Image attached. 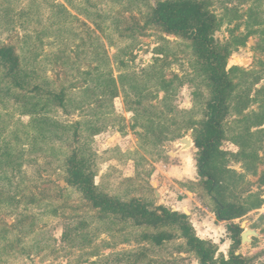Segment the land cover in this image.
I'll list each match as a JSON object with an SVG mask.
<instances>
[{"label":"rangeland","instance_id":"rangeland-1","mask_svg":"<svg viewBox=\"0 0 264 264\" xmlns=\"http://www.w3.org/2000/svg\"><path fill=\"white\" fill-rule=\"evenodd\" d=\"M156 1L0 0V46L14 48L31 76L30 85L53 94L63 91L64 106H51L49 114L62 124L81 123L79 141L88 142L94 153L99 190L173 211L176 200L194 193L200 206L179 204L177 211L188 216L196 235L226 255L232 247L228 223L242 232L256 230L259 236L233 250L247 264H264V123L251 125L248 156L238 155L241 147L234 142L244 134V115L264 111V0H193L204 3L217 19L214 37L230 51L226 69L234 71V93L249 89L251 96L243 114L225 117L221 150L229 153L228 167L238 173L232 195L247 204L262 201L231 222L215 218L197 174V149L176 144L183 137L193 143L189 123L202 117L209 90L190 42L150 19L149 7ZM121 59L126 66L119 64ZM148 69L172 81L173 90L167 96L148 85L141 106L154 108L144 115L129 84L124 85L125 98L118 80L127 73L138 77L139 84L146 81L144 73L152 74ZM107 75L116 80L115 98L95 86L97 76ZM9 78L0 66V149L10 154L0 166V264H197L182 238L155 247L140 239L151 228L92 208L67 182L64 161L75 143L66 134L55 140L38 136L17 101L30 93L12 86ZM93 120L98 132L84 131ZM182 164L187 169L183 176L167 174Z\"/></svg>","mask_w":264,"mask_h":264},{"label":"trees","instance_id":"trees-1","mask_svg":"<svg viewBox=\"0 0 264 264\" xmlns=\"http://www.w3.org/2000/svg\"><path fill=\"white\" fill-rule=\"evenodd\" d=\"M149 8L153 23L165 32L178 35L190 42L198 64L197 71L209 90V96L203 103L202 117L200 120L189 123L192 129L193 145L197 149L195 162L197 174L202 179L204 193L214 204L213 212L216 220L231 222L245 215L251 207L259 206L262 201L257 199L247 204L245 199L235 198L232 195L230 190L237 183L238 173L228 167L227 154L229 153L221 150L222 142L225 140L224 119L228 114H243L251 101L249 89L234 93L235 85L230 78V73L234 71L226 69L230 51L226 46L216 42L214 31L218 26L217 19L204 3L193 0H158ZM119 64L127 65L123 59L119 60ZM0 66L4 68L6 76L10 77L12 86L26 89L30 93L28 96L22 95L17 101L22 102L21 105L24 106L22 112L30 117L29 124L38 136L44 140L47 135H50L48 138L55 140L60 139L62 134H66L68 139L75 143V147L64 161L67 182L81 193L92 208L98 210L102 216H110L129 221L135 226L151 228V231L142 233L140 239L150 242L155 247H160L165 242L176 238H182L186 249L195 255L197 264H247V260L235 254L233 250L240 243L242 229L239 225L228 223L227 230L230 232L232 247L226 255L217 254V246L196 235L185 213L173 211L164 205L149 204L139 199L132 198L124 201L99 190L93 170L94 153H91L88 142L79 141L81 123L62 124L49 114L51 106H64L63 91L53 94L50 90L45 91L38 84L30 85L31 76L26 73V68L21 67L19 56L11 46H0ZM149 66L154 69V64ZM96 69V67L93 68V70ZM148 70L152 73L150 69ZM152 74L144 73L146 81L136 84L137 80L139 82L138 77L122 73L118 81L125 98L129 96L124 88L125 83L129 84V91L138 98L133 100L135 105L141 106L143 103L142 98L148 92V85H155L156 90H162L168 96V92L173 90V82L156 77L155 73ZM261 79V77L256 79L253 84H257ZM97 81L99 83L95 86L104 88L103 94L108 93L112 98L118 96L119 89L114 78L107 75L99 79L97 76ZM29 86L31 90L28 89ZM9 88L7 87L6 90L8 91ZM146 105L141 106L140 110L144 115H151L150 109L154 106ZM243 118H246L244 134L237 135L234 142L241 147V152L237 154L246 157L248 154L245 147L250 144V138L254 136L249 130L251 125L261 126L264 123V111L260 110L249 116L244 115ZM96 123V120L85 123L84 131L98 132ZM237 154H231V156L236 157ZM9 155L8 152L0 149V166L7 163ZM252 155L254 158L257 157L255 151ZM133 255L135 254L129 253L128 257Z\"/></svg>","mask_w":264,"mask_h":264},{"label":"crops","instance_id":"crops-1","mask_svg":"<svg viewBox=\"0 0 264 264\" xmlns=\"http://www.w3.org/2000/svg\"><path fill=\"white\" fill-rule=\"evenodd\" d=\"M191 146H193V143L191 142ZM190 146V147H191ZM185 152V151H184ZM183 164L182 165H179L178 167H175V166H172L169 170H168V175H170L171 177H174V176H178V177H181L183 176V174H185V170L187 169H183ZM182 168V169H181ZM187 172V171H186ZM194 193H192V197L191 198H182L181 200H176V203L175 205H173V209L174 210H178L177 209V206L179 204L182 205V207L184 208L185 206L187 207H190V204L193 205V206H200V202L197 201L196 197H194ZM187 207V208H188ZM190 214H191V211H190Z\"/></svg>","mask_w":264,"mask_h":264},{"label":"water","instance_id":"water-1","mask_svg":"<svg viewBox=\"0 0 264 264\" xmlns=\"http://www.w3.org/2000/svg\"><path fill=\"white\" fill-rule=\"evenodd\" d=\"M262 83L264 82V80L261 81ZM259 87V85H257ZM176 144H180L184 147H190L191 146V139H189L188 137H183L181 139L178 140V142H176ZM156 195H158V192L156 191ZM259 236L258 232L256 230L253 229H245L241 234H240V242L241 243H245V242H250L251 241V237H257Z\"/></svg>","mask_w":264,"mask_h":264}]
</instances>
